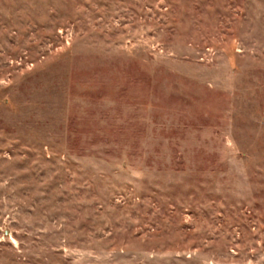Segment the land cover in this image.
Wrapping results in <instances>:
<instances>
[{"label": "rangeland", "instance_id": "1", "mask_svg": "<svg viewBox=\"0 0 264 264\" xmlns=\"http://www.w3.org/2000/svg\"><path fill=\"white\" fill-rule=\"evenodd\" d=\"M0 264H264V0H0Z\"/></svg>", "mask_w": 264, "mask_h": 264}]
</instances>
